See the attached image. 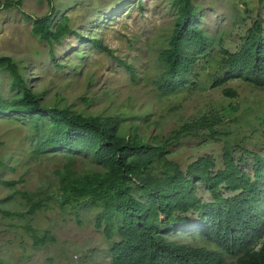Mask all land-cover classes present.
Wrapping results in <instances>:
<instances>
[{"label":"trees","instance_id":"obj_1","mask_svg":"<svg viewBox=\"0 0 264 264\" xmlns=\"http://www.w3.org/2000/svg\"><path fill=\"white\" fill-rule=\"evenodd\" d=\"M22 3L0 0V8L20 9ZM168 8L172 28L157 58L155 84L160 95L192 92L209 83L224 86L223 95L234 99L235 88L226 86L234 80L264 90V22L259 15L231 51L220 47V33L215 37L200 25L202 8L194 0H168ZM22 14L32 22L31 33L49 46L54 65L62 67L54 46L69 34L82 38L69 26L68 16L55 21L52 7L40 17ZM89 42L111 53L100 40ZM125 67L134 79L133 68ZM0 72L10 80L7 95L0 90V118L26 126L36 157L52 153L64 160L53 171L59 186L56 195L48 188L16 191L19 209H0L2 217L31 218L49 209L53 200L75 212L94 209L95 226L109 244L110 264H264V246L250 254L240 253L236 245L247 232L264 231V110L254 116L257 124H251L244 116L250 109L246 108L230 118L237 123L231 129L224 118L237 112L239 103L202 109L167 136L149 142L137 128L127 132L117 117L45 104L41 93L27 83L25 66L10 56H0ZM201 73L205 81L199 80ZM252 139L258 142L252 144ZM183 144L211 151L182 163L175 150ZM248 157L250 173L242 167ZM80 159L98 169H78ZM19 181L0 182L13 188ZM200 188L209 199L198 194ZM24 228L35 247L55 240L31 225ZM190 231L217 249L188 245L186 240L194 235L178 234ZM226 253L234 258L226 259Z\"/></svg>","mask_w":264,"mask_h":264},{"label":"rangeland","instance_id":"obj_2","mask_svg":"<svg viewBox=\"0 0 264 264\" xmlns=\"http://www.w3.org/2000/svg\"><path fill=\"white\" fill-rule=\"evenodd\" d=\"M194 2L202 8L200 25L215 37L220 33V47L231 51L236 50L240 36L256 18L264 20V3L259 0ZM51 7L55 21L68 16L69 26L82 36L69 34L54 46L60 68L54 65L49 46L31 33L32 22L22 14L40 17ZM172 20L168 0H23L20 9L0 8V56H10L25 66L27 83L41 93L45 104L69 107L87 115L117 117L127 132L137 128V133L149 142L167 136L202 109L228 107L229 103L240 106L224 118L225 127L234 128L237 123L230 118L242 115L246 108H250L244 112L246 119L257 124L254 116L264 110V90L238 80L226 85L235 88L234 99L223 95L224 86L211 87L209 83L192 92L159 94L155 84L158 51L170 33ZM93 38L110 48L111 53L93 48L89 42ZM218 49L215 46L214 52ZM125 64L133 68L134 79ZM205 77L201 73L199 80L205 81ZM9 82L8 74L0 72L4 95ZM255 142L258 141L252 139V144ZM188 144L175 150L182 163L211 151V147ZM0 158V181L20 180L13 188L0 182V209H19L21 200L16 191L48 188L56 195L59 186L53 171L62 166L63 157L52 153L36 157L28 129L19 121L0 118ZM251 164L248 157L243 168L249 169ZM77 168L98 169L82 159ZM198 194L210 198L202 188ZM6 197L9 199L1 201ZM50 206L31 218H7L0 213V264H110L109 244L102 229L95 226L94 209L75 212L61 208L57 200ZM27 225L41 234L48 232L55 240L35 247L24 228ZM187 243L203 245L195 236Z\"/></svg>","mask_w":264,"mask_h":264},{"label":"clouds","instance_id":"obj_3","mask_svg":"<svg viewBox=\"0 0 264 264\" xmlns=\"http://www.w3.org/2000/svg\"><path fill=\"white\" fill-rule=\"evenodd\" d=\"M244 169H245V171L247 173H250L251 166L249 167V169H246V168H244ZM193 232L194 231H190L188 233H179L178 235L193 234ZM194 236L197 237L198 239H200V241L203 243V245L193 246V247H202V246H204V247H208L209 249H217V248H215L213 246V244L211 242H208V241H205V240L201 239L200 236H198V235H194ZM194 236H192V237H194ZM192 237H190V238H192ZM236 245H237L238 251L240 253L249 252L250 254H253L252 253L253 251L254 252H258L264 246V231L256 232V233L247 232L244 236H242V240L239 241ZM190 246H192V245H190ZM225 257H226V259L234 258L231 255H229L228 253L225 254Z\"/></svg>","mask_w":264,"mask_h":264}]
</instances>
